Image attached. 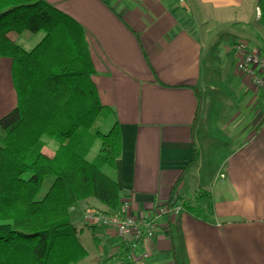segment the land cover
Returning a JSON list of instances; mask_svg holds the SVG:
<instances>
[{
  "label": "crops",
  "instance_id": "crops-1",
  "mask_svg": "<svg viewBox=\"0 0 264 264\" xmlns=\"http://www.w3.org/2000/svg\"><path fill=\"white\" fill-rule=\"evenodd\" d=\"M44 1L84 30L102 114L121 132L120 203L134 217L172 198L203 210L161 219L144 264H264V100L232 51L264 55V0ZM10 67L0 59V118L16 106ZM88 209L107 211L73 208L79 263L102 264L120 244L84 223Z\"/></svg>",
  "mask_w": 264,
  "mask_h": 264
},
{
  "label": "trees",
  "instance_id": "trees-1",
  "mask_svg": "<svg viewBox=\"0 0 264 264\" xmlns=\"http://www.w3.org/2000/svg\"><path fill=\"white\" fill-rule=\"evenodd\" d=\"M39 32L43 37L30 50L10 36ZM3 58L11 61L16 106L0 118V264H78L87 253L73 208L94 199L107 210L97 212L114 214L121 205L117 181L103 171L115 170L121 155L119 125L92 132L104 107L84 30L46 1L0 0ZM45 136L56 138L51 152ZM95 140L99 154L90 161ZM48 177L53 180L39 198ZM166 205L177 203L172 198ZM182 208L202 217L188 202Z\"/></svg>",
  "mask_w": 264,
  "mask_h": 264
},
{
  "label": "built area",
  "instance_id": "built-area-1",
  "mask_svg": "<svg viewBox=\"0 0 264 264\" xmlns=\"http://www.w3.org/2000/svg\"><path fill=\"white\" fill-rule=\"evenodd\" d=\"M183 3L184 0H177ZM232 51L238 54L236 69L247 76L251 84L264 100V55L249 48L244 42L235 43ZM130 205L121 203L119 214H103L87 210L83 214L87 226H97L110 230L119 241V252L109 254L103 264H144L153 252L152 243L158 231L159 221L176 217L183 212L180 205H159L141 217L129 214Z\"/></svg>",
  "mask_w": 264,
  "mask_h": 264
},
{
  "label": "rangeland",
  "instance_id": "rangeland-1",
  "mask_svg": "<svg viewBox=\"0 0 264 264\" xmlns=\"http://www.w3.org/2000/svg\"><path fill=\"white\" fill-rule=\"evenodd\" d=\"M11 34H15V33H11ZM26 34H28V33H23L21 35H16V37H15L16 43H18L20 46H22L26 50L32 49V47L35 45V43L39 39H41L42 36H43L42 35V32L37 33V34H31L30 37H29L30 40L27 41V40L24 39L25 36H26ZM110 123H111V118L110 117H106L103 114H101L100 116L97 117V119L95 121V124L93 125L92 132L93 131H99V132L105 134L112 127V125ZM42 140L46 144V147H45V150L46 151H49L52 148L53 149H56L57 148V145L58 144L56 142V138L49 137V136H45V137H43ZM99 148H100V142H99V140H95L93 142L92 146L90 147V149L88 150L87 155H86V158L88 160H90V161L97 160V156L99 154ZM207 152L208 151H206V154H207ZM103 171L105 173H108V174H111L112 173V171H110L107 167H104L103 168ZM52 180H53L52 177H48V178L45 179V181L43 183V186L41 188V192H40L39 198H41L46 193V191L48 190V188H49L50 183H51ZM88 210H90V209H88ZM78 264H81V263H78Z\"/></svg>",
  "mask_w": 264,
  "mask_h": 264
}]
</instances>
